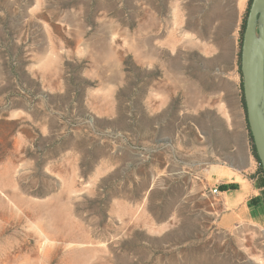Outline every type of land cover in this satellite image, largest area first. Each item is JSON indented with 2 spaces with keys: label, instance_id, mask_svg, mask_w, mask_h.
<instances>
[{
  "label": "rangeland",
  "instance_id": "374dc122",
  "mask_svg": "<svg viewBox=\"0 0 264 264\" xmlns=\"http://www.w3.org/2000/svg\"><path fill=\"white\" fill-rule=\"evenodd\" d=\"M248 3L0 0V264H264V232L221 226L193 181L178 77L239 84Z\"/></svg>",
  "mask_w": 264,
  "mask_h": 264
},
{
  "label": "crops",
  "instance_id": "0c3cea01",
  "mask_svg": "<svg viewBox=\"0 0 264 264\" xmlns=\"http://www.w3.org/2000/svg\"><path fill=\"white\" fill-rule=\"evenodd\" d=\"M239 50L229 60L232 78H240ZM191 73L181 71L180 82L193 85L196 95L190 112L195 119L197 145L191 162L195 167L193 181L202 179L207 186L212 210L219 215L221 226L231 232L247 231L244 226L264 232V173L253 153L240 82H203V75L212 79L215 72L198 66ZM228 77V74L226 75ZM165 101L162 107H166ZM156 162L157 183L165 184L166 175L182 173V161L164 151ZM169 150V149H168ZM185 167V166H184ZM161 175V179H160ZM218 188L217 192L213 189ZM255 231V232H256Z\"/></svg>",
  "mask_w": 264,
  "mask_h": 264
},
{
  "label": "water",
  "instance_id": "95a60500",
  "mask_svg": "<svg viewBox=\"0 0 264 264\" xmlns=\"http://www.w3.org/2000/svg\"><path fill=\"white\" fill-rule=\"evenodd\" d=\"M247 116L264 167V0H252L241 47Z\"/></svg>",
  "mask_w": 264,
  "mask_h": 264
},
{
  "label": "trees",
  "instance_id": "16d2710c",
  "mask_svg": "<svg viewBox=\"0 0 264 264\" xmlns=\"http://www.w3.org/2000/svg\"><path fill=\"white\" fill-rule=\"evenodd\" d=\"M251 3H252V0H249L248 6H247V10H246V14L244 16V19H243V22H242V25H241L240 44H239L240 48H239V60H238V63H239V71H240V74H241V81H240L241 98H242V103H243V106H244L245 112H246V118H247V123H248L250 139H251V142H252L253 153H254L255 157L257 158V160L259 162L260 171H262L264 173V167L261 164L260 158L258 156L256 147H255V144H254L252 132H251V129H250V125H249V122H248L247 106H246V101H245V96H244V89H243V76H242V71H241V47H242V41H243V34H244V31H245L246 22H247V16H248V13H249V9H250Z\"/></svg>",
  "mask_w": 264,
  "mask_h": 264
},
{
  "label": "built area",
  "instance_id": "2783aa9c",
  "mask_svg": "<svg viewBox=\"0 0 264 264\" xmlns=\"http://www.w3.org/2000/svg\"><path fill=\"white\" fill-rule=\"evenodd\" d=\"M213 191H214V192H217V191H218V188H214Z\"/></svg>",
  "mask_w": 264,
  "mask_h": 264
}]
</instances>
